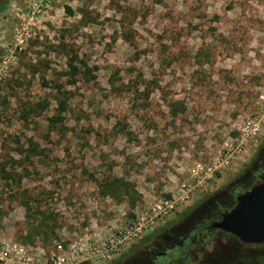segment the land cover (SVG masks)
I'll use <instances>...</instances> for the list:
<instances>
[{
	"label": "rangeland",
	"instance_id": "1",
	"mask_svg": "<svg viewBox=\"0 0 264 264\" xmlns=\"http://www.w3.org/2000/svg\"><path fill=\"white\" fill-rule=\"evenodd\" d=\"M3 2L0 242L62 241L75 264L186 183L187 203L97 264H263L219 233L151 252L264 172V0Z\"/></svg>",
	"mask_w": 264,
	"mask_h": 264
},
{
	"label": "built area",
	"instance_id": "2",
	"mask_svg": "<svg viewBox=\"0 0 264 264\" xmlns=\"http://www.w3.org/2000/svg\"><path fill=\"white\" fill-rule=\"evenodd\" d=\"M33 14V13H32ZM201 167L197 164L193 172L197 175V169ZM196 186L183 183L179 191L170 194L167 198H162L148 212L137 217L136 221L129 224L127 228L118 234H112L107 240L101 243L90 242L88 248L83 252V257L77 263L88 261L90 264H97L99 261L107 260L115 255L120 248V244L127 240L139 238L150 229L155 223L167 218L178 206L187 203ZM66 249L64 242L52 240L45 247L24 246L12 242H0V263H12L17 260L18 264H68L82 257L74 245ZM75 263V264H77Z\"/></svg>",
	"mask_w": 264,
	"mask_h": 264
},
{
	"label": "water",
	"instance_id": "3",
	"mask_svg": "<svg viewBox=\"0 0 264 264\" xmlns=\"http://www.w3.org/2000/svg\"><path fill=\"white\" fill-rule=\"evenodd\" d=\"M213 229L229 233L244 244L264 243V176L237 198L236 205L212 223Z\"/></svg>",
	"mask_w": 264,
	"mask_h": 264
},
{
	"label": "flooded vegetation",
	"instance_id": "4",
	"mask_svg": "<svg viewBox=\"0 0 264 264\" xmlns=\"http://www.w3.org/2000/svg\"><path fill=\"white\" fill-rule=\"evenodd\" d=\"M260 171L257 169V172ZM264 176V172L261 171L260 174H258L255 178L256 182H254L252 185L250 184V180L248 183L245 185H238L237 188H234L232 190H229L227 194L220 198L217 199L215 203H211V209L208 211L207 215H203L202 217L199 218L198 222L194 224L192 227L191 231L187 232L188 234L181 235V237H177L171 245H169L168 248H165L161 251H153L151 252V257H157L162 260H167L168 258H172V253L174 252H179L180 248L184 246L185 244L189 245L190 240L192 238L190 237H199L201 240L203 239V243L206 242L212 235L219 233L220 235L223 236H228L234 240L236 244H239L240 246L243 247H248L251 250L252 249H259L261 252H259V255L264 256V243L262 244H244L241 243L236 237L229 233L222 232L218 229H213L212 228V223L215 221H219L221 219V216L225 214L226 212L230 211L237 202V198L241 196L243 193L251 189L253 186L261 183V177ZM190 234V235H189ZM190 238V239H189ZM250 255L255 257L256 251L253 250L249 252ZM264 264V263H263Z\"/></svg>",
	"mask_w": 264,
	"mask_h": 264
},
{
	"label": "trees",
	"instance_id": "5",
	"mask_svg": "<svg viewBox=\"0 0 264 264\" xmlns=\"http://www.w3.org/2000/svg\"><path fill=\"white\" fill-rule=\"evenodd\" d=\"M4 2L2 4H0V12H2L4 10ZM66 11L68 13H70V10L69 8H66ZM80 65H83V67H85V65L80 62V60L78 59V56L76 54H71L68 58V61H67V68H68V71H69V74L74 77L77 73L79 74L80 71H81V68H80ZM83 75H87V72H84ZM61 96L65 95V93H62L59 92ZM64 97H67V96H64ZM47 102L45 103L44 102V108L47 107ZM67 109V104H66V98H63V99H58L57 100V108H56V115L52 118H50V122H52V124L55 122V121H58L60 120L61 118V115L66 111ZM115 183L116 185L120 184L119 180H115ZM238 187V186H237ZM236 187V188H237ZM77 264H90L88 261H82V262H79Z\"/></svg>",
	"mask_w": 264,
	"mask_h": 264
}]
</instances>
